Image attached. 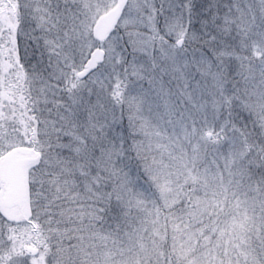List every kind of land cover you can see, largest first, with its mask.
I'll return each instance as SVG.
<instances>
[{
    "label": "snow or ice",
    "instance_id": "obj_1",
    "mask_svg": "<svg viewBox=\"0 0 264 264\" xmlns=\"http://www.w3.org/2000/svg\"><path fill=\"white\" fill-rule=\"evenodd\" d=\"M0 264H264V0H0Z\"/></svg>",
    "mask_w": 264,
    "mask_h": 264
}]
</instances>
